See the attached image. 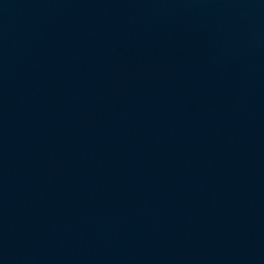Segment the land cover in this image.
Wrapping results in <instances>:
<instances>
[{"label": "water", "instance_id": "obj_1", "mask_svg": "<svg viewBox=\"0 0 264 264\" xmlns=\"http://www.w3.org/2000/svg\"><path fill=\"white\" fill-rule=\"evenodd\" d=\"M0 264H264V0H0Z\"/></svg>", "mask_w": 264, "mask_h": 264}]
</instances>
